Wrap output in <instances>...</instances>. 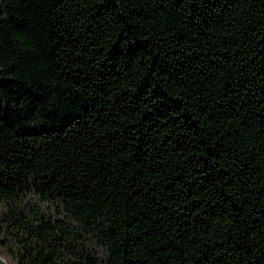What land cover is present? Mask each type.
<instances>
[{
  "label": "trees",
  "instance_id": "obj_1",
  "mask_svg": "<svg viewBox=\"0 0 264 264\" xmlns=\"http://www.w3.org/2000/svg\"><path fill=\"white\" fill-rule=\"evenodd\" d=\"M7 264H264V0H0Z\"/></svg>",
  "mask_w": 264,
  "mask_h": 264
},
{
  "label": "water",
  "instance_id": "obj_2",
  "mask_svg": "<svg viewBox=\"0 0 264 264\" xmlns=\"http://www.w3.org/2000/svg\"><path fill=\"white\" fill-rule=\"evenodd\" d=\"M0 264H7V263L4 261V259H2V258L0 257Z\"/></svg>",
  "mask_w": 264,
  "mask_h": 264
}]
</instances>
